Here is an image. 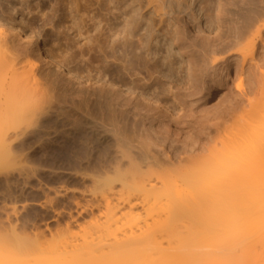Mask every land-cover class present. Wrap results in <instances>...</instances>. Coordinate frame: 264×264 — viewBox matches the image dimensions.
I'll return each mask as SVG.
<instances>
[{
  "label": "bare ground",
  "instance_id": "6f19581e",
  "mask_svg": "<svg viewBox=\"0 0 264 264\" xmlns=\"http://www.w3.org/2000/svg\"><path fill=\"white\" fill-rule=\"evenodd\" d=\"M26 5L30 13L47 9ZM215 7L218 33L202 38L198 48V35L191 39L189 28L206 33L197 20L211 27ZM62 9L74 20L81 11L76 16L85 28L69 34L67 27L56 47L46 48L38 38L28 47L13 46L0 17L1 77L20 75L0 88V109H9L0 118V160L24 161L26 143L55 123L71 127L44 144L50 172L59 177L63 169L82 168L88 143L103 139L114 154L105 160L92 155L87 162L113 172L92 180L104 194H118L115 202L105 196L116 208L148 211L164 201L168 219L204 204L233 203L243 190L264 189V0H68ZM54 11L53 3L45 14ZM43 60L62 72L64 83L40 71ZM139 64L147 79L135 71ZM218 86L227 103L203 118ZM156 224L106 246L123 252L138 245L142 264H264L263 221L255 236L235 237L208 235L199 227L173 236ZM13 262L14 255L0 250V264Z\"/></svg>",
  "mask_w": 264,
  "mask_h": 264
},
{
  "label": "rangeland",
  "instance_id": "374dc122",
  "mask_svg": "<svg viewBox=\"0 0 264 264\" xmlns=\"http://www.w3.org/2000/svg\"><path fill=\"white\" fill-rule=\"evenodd\" d=\"M67 2L68 0H22V2L0 0V17L3 16L2 20L8 22L6 27L9 43L15 47H28L31 39L38 38L44 47H56L55 42H59L58 36L60 41L64 42L67 27L69 34L83 30L85 28L83 17L76 16L80 15L81 11L77 12L74 20L67 14V9H62ZM35 3L47 9L54 3L57 11L51 12L52 15L45 14L47 9L44 10V15L36 11L30 13L26 4L33 7ZM194 9L199 12L198 4ZM211 10L213 11L211 27L205 28L204 18L197 20L206 33L202 34L189 28L188 36L191 39H194L193 35H198V38L194 39L198 48L201 47L202 38L217 32L214 20L216 7ZM180 14L185 15L184 12ZM62 32L65 33L63 38ZM220 54L216 53L214 56H221ZM0 55L3 58V55ZM46 62L41 61L40 71L43 73L49 71V78L53 77L50 80L56 79V82L62 83L64 81L62 72L53 63L45 64ZM135 71L139 77L147 79L145 67L141 64L135 66ZM43 73H39V77H43ZM18 79L20 75L5 78L0 74V88L7 87ZM238 82L236 80L235 84ZM242 83L245 84V81ZM176 84L179 86L184 84V81L177 80ZM7 91L8 89L2 90L3 97L7 95ZM228 98L224 87L218 86L206 105L203 118H208L213 111L222 108ZM171 108L172 106L168 110L175 115L176 109ZM8 110L0 109V118L3 119ZM92 111L96 114L99 109ZM48 125L42 128L38 138L32 137L33 140H28L26 149L23 147L22 153L25 154L26 151L28 157L24 158V161H21L24 156L15 157L13 160H0V250H5L7 255H14L17 258L14 264H142V257L134 250L138 245L123 252H116L110 251L106 243L114 238L124 237L131 231L139 233L156 223L161 230L171 231L173 236L192 235L191 231L199 227L206 228L209 231L208 235L235 237L255 236L258 224L264 222V189L256 192L243 190L236 193L237 200L233 203L217 205L211 209L204 204L199 211L184 209L183 212L168 219L165 218L167 205L164 201L148 211L141 206L131 210L128 206L116 208L113 203H107L105 196L114 201L118 194L112 192L104 194L100 188L93 186L92 180L102 179L107 174L114 176L113 172L109 169L105 174L103 172L106 171L105 168L98 166L99 163L96 165L92 163L90 166L87 162V157L92 158V155L105 160L114 154L106 141L102 139V142L100 140L89 142L87 157L83 158L84 168L63 169L59 177H56L50 172V162L43 158L44 144L59 130L69 128L71 125L62 126L55 123ZM17 146L19 147H15L16 150L22 148L20 145ZM100 163L104 164V161ZM34 168L39 170L34 172ZM197 220H201L202 224L196 223ZM209 222L216 224L206 225ZM14 234L21 240L13 241Z\"/></svg>",
  "mask_w": 264,
  "mask_h": 264
}]
</instances>
